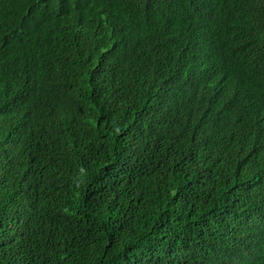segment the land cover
Returning <instances> with one entry per match:
<instances>
[{"label":"trees","instance_id":"obj_1","mask_svg":"<svg viewBox=\"0 0 264 264\" xmlns=\"http://www.w3.org/2000/svg\"><path fill=\"white\" fill-rule=\"evenodd\" d=\"M0 264H264V0H0Z\"/></svg>","mask_w":264,"mask_h":264}]
</instances>
